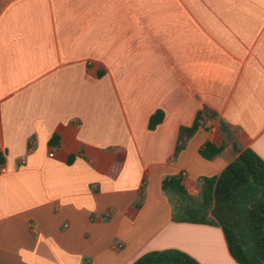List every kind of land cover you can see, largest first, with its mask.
Returning a JSON list of instances; mask_svg holds the SVG:
<instances>
[{"label": "crops", "instance_id": "0c3cea01", "mask_svg": "<svg viewBox=\"0 0 264 264\" xmlns=\"http://www.w3.org/2000/svg\"><path fill=\"white\" fill-rule=\"evenodd\" d=\"M245 148L264 160V0H0V264H238L161 182L200 195Z\"/></svg>", "mask_w": 264, "mask_h": 264}, {"label": "trees", "instance_id": "16d2710c", "mask_svg": "<svg viewBox=\"0 0 264 264\" xmlns=\"http://www.w3.org/2000/svg\"><path fill=\"white\" fill-rule=\"evenodd\" d=\"M205 116L215 115L202 110L189 128L182 127L180 131L192 133ZM161 118L162 113L156 111L150 116L148 127L154 128ZM219 127L223 129L221 122ZM222 149L223 144L206 141L199 153L210 159ZM161 187L176 198L179 214L174 219L216 225L238 264H264V160L251 148L241 150L217 176L203 178L197 200L189 195L182 175L164 177ZM132 264L200 263L185 252L167 249L150 251Z\"/></svg>", "mask_w": 264, "mask_h": 264}, {"label": "rangeland", "instance_id": "374dc122", "mask_svg": "<svg viewBox=\"0 0 264 264\" xmlns=\"http://www.w3.org/2000/svg\"><path fill=\"white\" fill-rule=\"evenodd\" d=\"M192 191L194 192V194H193V198L197 200V199L199 198V195L197 194V190H195V191L192 190ZM168 198H169L170 201H171V199H173V200H172L173 202L176 201V198H175L174 196H172V195H171V196H168ZM172 201H171V202H172ZM173 214H174V216H178V214H179V209H178V206H176V205H175L174 208H173ZM213 226H214V225H213ZM167 249H174V248H166V249H159V250H167ZM176 250H178V249H176ZM152 251H153V250H152ZM149 252H150V251H149ZM147 253H148V252H147ZM145 254H146V253H145ZM143 255H144V254H143ZM143 255H142V256H143ZM140 257H141V256H140Z\"/></svg>", "mask_w": 264, "mask_h": 264}, {"label": "built area", "instance_id": "2783aa9c", "mask_svg": "<svg viewBox=\"0 0 264 264\" xmlns=\"http://www.w3.org/2000/svg\"><path fill=\"white\" fill-rule=\"evenodd\" d=\"M1 171H4V169H1Z\"/></svg>", "mask_w": 264, "mask_h": 264}]
</instances>
